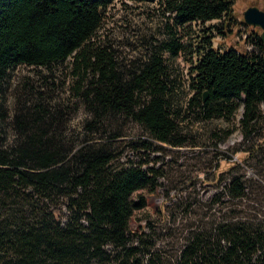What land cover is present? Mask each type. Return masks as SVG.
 <instances>
[{"label": "trees", "instance_id": "obj_1", "mask_svg": "<svg viewBox=\"0 0 264 264\" xmlns=\"http://www.w3.org/2000/svg\"><path fill=\"white\" fill-rule=\"evenodd\" d=\"M114 1L0 0V264H264V227L228 204L244 196L239 175L220 187L208 214L168 255L140 250L141 237L133 240L129 230L133 212L145 205L133 193L153 188L160 168L114 164L126 121L147 134L134 149H149L153 141L186 145L192 125L205 123L217 149L231 131L213 121L229 122L240 105L245 133L264 127L260 30H251L247 52L219 51L210 36L202 37L186 93L169 78L162 56L177 54L178 40L150 45L129 64L97 38ZM137 1L162 4L180 25L220 19L225 24L213 27L225 34L236 0ZM67 59L73 84L65 99L30 76L12 80L18 67L28 66L36 75L45 71L46 82ZM71 104L84 113L76 128L68 125ZM224 195L229 201H220Z\"/></svg>", "mask_w": 264, "mask_h": 264}, {"label": "rangeland", "instance_id": "obj_2", "mask_svg": "<svg viewBox=\"0 0 264 264\" xmlns=\"http://www.w3.org/2000/svg\"><path fill=\"white\" fill-rule=\"evenodd\" d=\"M250 5L264 10V0H236L233 5L234 20L231 31L220 34L213 26H221L222 20L193 21L184 25L176 24L163 5L155 1L115 0L108 8L97 38L111 45L118 59L136 63L144 58L145 50L162 40L176 39L181 44L177 54L165 51L169 78L186 93L190 66L196 60V49L204 36H210L212 46L219 51L233 47L239 52L253 49L250 41L252 26L243 25L242 12ZM223 24L224 21H222ZM169 27H168V26ZM28 66H20L13 73V82L21 76L32 78L39 88H52L54 94L66 98L73 84L69 59L53 67L47 81L42 78L46 72ZM46 87V88H45ZM69 127L76 128L83 116V109L70 105ZM240 105L231 120L213 121L230 130V135L217 149L213 148L209 137L211 123L194 124L190 130L188 143L171 146L153 141L151 147L136 148V139H145L147 134L132 122H124V135L114 164H125L128 160L143 163V166H158L161 174L153 188H143L133 193L136 200L142 196L145 205L136 209L129 220L130 236L136 240L140 236L143 243L140 250L149 248L174 255L182 246L186 231L198 218L208 214L211 200L220 187L233 175H239L245 184L243 198L238 204L228 203L233 212L245 214L264 227V127L245 133L239 118ZM221 175L220 184L215 177ZM153 198L158 200L153 201ZM227 202L224 195L220 201ZM235 202V201H231ZM220 206H218L219 208ZM223 213V210L221 211ZM199 214V215H197Z\"/></svg>", "mask_w": 264, "mask_h": 264}, {"label": "water", "instance_id": "obj_3", "mask_svg": "<svg viewBox=\"0 0 264 264\" xmlns=\"http://www.w3.org/2000/svg\"><path fill=\"white\" fill-rule=\"evenodd\" d=\"M243 22L260 30L259 40L262 44V62L264 64V10L259 9L257 6L250 5L242 12ZM207 97V92L203 94L202 100Z\"/></svg>", "mask_w": 264, "mask_h": 264}]
</instances>
